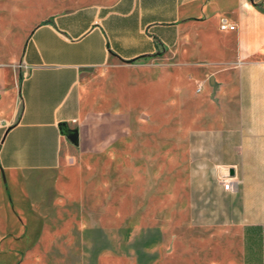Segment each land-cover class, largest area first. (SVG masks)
<instances>
[{
    "label": "crops",
    "instance_id": "crops-1",
    "mask_svg": "<svg viewBox=\"0 0 264 264\" xmlns=\"http://www.w3.org/2000/svg\"><path fill=\"white\" fill-rule=\"evenodd\" d=\"M59 1L78 4L55 12ZM222 20L235 30L222 31ZM212 78L215 87L205 84ZM172 140L188 146L180 158L190 167L174 175L164 167L154 180L151 162L172 159ZM115 152L119 208L142 199L150 213L184 209L187 219L177 229L166 215H133L119 218L127 226L119 233L93 234L82 218L78 232L59 228L47 239L50 255L80 264H264V0H0L3 178L32 204L53 192L55 206L69 208L91 192L88 162ZM140 161L142 191L132 167ZM45 174L59 181L47 187ZM6 202L0 181V216L10 222ZM67 215L54 222L75 225Z\"/></svg>",
    "mask_w": 264,
    "mask_h": 264
},
{
    "label": "rangeland",
    "instance_id": "rangeland-1",
    "mask_svg": "<svg viewBox=\"0 0 264 264\" xmlns=\"http://www.w3.org/2000/svg\"><path fill=\"white\" fill-rule=\"evenodd\" d=\"M82 3V2H80ZM78 3L70 1H59L54 4L53 11L62 12L74 8ZM174 83V82H173ZM209 84L210 82H206ZM175 87L173 89L174 94ZM209 90V86L206 87L205 92ZM178 115L173 112L174 118ZM178 133V131H177ZM176 130L173 129V136H175ZM210 140V139H204ZM159 140H157L158 142ZM176 140H172L171 154L172 159L170 161H164L157 159L153 162L152 168L155 169L153 178L154 180L162 179L158 176L159 171L164 167H170L173 171L178 170L181 166L185 168L190 167V161L181 159L185 153L189 151L187 145L175 144ZM156 156H162V145L157 144ZM198 145H194V151ZM205 152H211L212 144L204 146ZM114 153V152H112ZM108 153L107 156L101 160L88 162L91 178V192L88 193L86 201L79 199L75 204L63 205L61 209L57 208L53 202V192L46 194V197L40 202L30 201L25 192L22 189V185H18L15 188L8 179L0 174V181L3 185V190L6 197V207L8 209L7 217L11 218L10 222L0 216V264H80L79 257H58L50 255L52 253V245H49L47 239L51 238V235L59 228L71 229L74 232H78L80 228V220L82 218H88L91 220V231L93 234H99L103 230L108 232L119 233V228H127L126 225H119L120 219H128L134 216L146 222L149 216L152 218L162 217L166 215L169 222H173L170 227L179 228L182 223L187 219V213L184 209H156L152 210L151 213L147 208L142 206L146 205L145 201L140 199V208H131L132 202L125 203L127 207L119 208V152L115 154ZM180 158V159H179ZM133 162H129V167ZM195 164L201 165L208 163V161H198ZM135 165V166H134ZM147 162L140 161L135 162L132 167L136 168L139 175L133 179L138 181L136 183L137 189L146 190L148 183L147 174L144 173L146 170ZM195 167V166H194ZM162 175V174H161ZM174 176V179H177ZM42 181L47 187H51L54 183L59 181V178L53 174H45L40 176ZM61 184H68L66 179L60 181ZM227 182L223 183V186ZM127 195H131L130 192ZM1 211V209H0ZM59 212L64 214L69 212L67 215L71 221H76V224L69 225H57L54 222L56 213ZM163 220V219H162ZM42 223L41 232L38 237L35 236V230ZM17 226H20L19 230ZM149 226L147 223H141L138 225L140 229H147ZM67 229V230H66ZM43 239V242L41 241ZM48 242L47 246L41 247V243ZM5 244H10L15 247L6 249ZM17 246V247H16ZM42 253H48L49 255H43ZM94 261V258H93Z\"/></svg>",
    "mask_w": 264,
    "mask_h": 264
},
{
    "label": "built area",
    "instance_id": "built-area-1",
    "mask_svg": "<svg viewBox=\"0 0 264 264\" xmlns=\"http://www.w3.org/2000/svg\"><path fill=\"white\" fill-rule=\"evenodd\" d=\"M220 29L222 31H225V32L226 31H234L235 30V25H232V24L228 23L226 20H222ZM201 89H202V86L199 87L198 91H200ZM230 186H231V184L226 183L224 185L225 190H229Z\"/></svg>",
    "mask_w": 264,
    "mask_h": 264
},
{
    "label": "water",
    "instance_id": "water-1",
    "mask_svg": "<svg viewBox=\"0 0 264 264\" xmlns=\"http://www.w3.org/2000/svg\"><path fill=\"white\" fill-rule=\"evenodd\" d=\"M210 85L215 87V81L213 78L210 80ZM77 135H78V132L76 130H69L68 131V138L74 143L77 142Z\"/></svg>",
    "mask_w": 264,
    "mask_h": 264
}]
</instances>
